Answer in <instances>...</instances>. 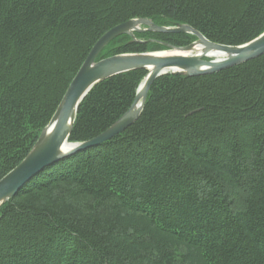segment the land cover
<instances>
[{"label":"trees","instance_id":"obj_1","mask_svg":"<svg viewBox=\"0 0 264 264\" xmlns=\"http://www.w3.org/2000/svg\"><path fill=\"white\" fill-rule=\"evenodd\" d=\"M135 19L235 47L264 32V0H0V180L30 152L97 40ZM134 36L143 43L120 36L96 61L195 40ZM145 75L94 86L68 142L112 126ZM0 264H264V55L157 78L131 127L45 168L0 207Z\"/></svg>","mask_w":264,"mask_h":264},{"label":"water","instance_id":"obj_2","mask_svg":"<svg viewBox=\"0 0 264 264\" xmlns=\"http://www.w3.org/2000/svg\"><path fill=\"white\" fill-rule=\"evenodd\" d=\"M144 32L185 34L195 40L184 47L162 44L165 47L163 51L122 54L96 61L100 52L112 40L128 36L131 42L143 43L137 41L134 34ZM262 55L264 32L246 44L232 47L211 43L186 25L158 27L146 19L130 20L110 29L89 51L30 152L0 180V207L14 198L24 185L45 168L76 152L101 145L131 127L138 120L147 94L157 78L166 74L187 78L215 74ZM217 56L220 58L213 59ZM132 71H145L146 75L136 90L131 107L112 126L92 140L80 144L69 143L78 108L90 90L104 80ZM65 146L69 147L63 150Z\"/></svg>","mask_w":264,"mask_h":264},{"label":"bare ground","instance_id":"obj_3","mask_svg":"<svg viewBox=\"0 0 264 264\" xmlns=\"http://www.w3.org/2000/svg\"><path fill=\"white\" fill-rule=\"evenodd\" d=\"M220 57L219 56H217V57H215V58H213V59H219ZM68 147L69 146H65L64 148H63V150H66V149H68Z\"/></svg>","mask_w":264,"mask_h":264}]
</instances>
